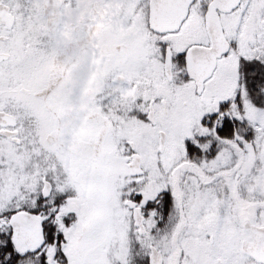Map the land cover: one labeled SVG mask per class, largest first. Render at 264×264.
I'll use <instances>...</instances> for the list:
<instances>
[{
    "label": "snow or ice",
    "instance_id": "snow-or-ice-1",
    "mask_svg": "<svg viewBox=\"0 0 264 264\" xmlns=\"http://www.w3.org/2000/svg\"><path fill=\"white\" fill-rule=\"evenodd\" d=\"M0 264H264V0H0Z\"/></svg>",
    "mask_w": 264,
    "mask_h": 264
}]
</instances>
